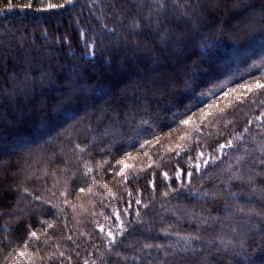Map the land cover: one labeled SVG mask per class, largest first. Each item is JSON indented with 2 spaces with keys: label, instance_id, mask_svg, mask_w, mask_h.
<instances>
[{
  "label": "trees",
  "instance_id": "obj_1",
  "mask_svg": "<svg viewBox=\"0 0 264 264\" xmlns=\"http://www.w3.org/2000/svg\"><path fill=\"white\" fill-rule=\"evenodd\" d=\"M175 2L0 0V264H264V0Z\"/></svg>",
  "mask_w": 264,
  "mask_h": 264
},
{
  "label": "snow or ice",
  "instance_id": "obj_2",
  "mask_svg": "<svg viewBox=\"0 0 264 264\" xmlns=\"http://www.w3.org/2000/svg\"><path fill=\"white\" fill-rule=\"evenodd\" d=\"M73 3H75V0H65V4L70 5V4H73ZM65 4H59V5L49 4L47 7L48 8H56V7H61L62 8V7L65 6ZM25 7H31V5L29 4V5H26ZM157 7H158L159 10H162L161 15H164L167 12L165 0H159V3L157 5ZM175 7L180 8V9H183V5L180 3V0H176ZM9 8H11V5H9ZM184 14L186 15L187 13H184ZM160 19H161V16H156L155 18H151L150 17V21L149 22L150 23H154V24H158L160 22ZM149 30L151 31V29H149ZM109 31L112 32L113 35H115V30L110 29ZM157 31H158V34H159V32L165 31V30L158 29ZM131 34L132 35H143V30L140 27V22L137 21L133 25V31L131 32ZM171 35L174 36L175 34L173 33ZM125 43H127V39L125 40ZM135 43L137 44V47H139V42H135ZM94 49H95V44L94 43L92 45H89V54L90 55H93V56L95 55ZM241 87H244V86L241 85ZM255 89H257V90H264V83L257 82L255 84ZM252 95L253 96L257 95V92L255 90H252ZM252 102L253 103H259L260 105H264V99H260L259 101H252ZM190 119H191V117H189V120ZM255 119L256 120L264 121V111H262L261 114L259 116H257ZM189 120H182V121H180V123H182V124H188L189 123ZM251 123L252 122L249 121V125ZM248 131H249V127L246 126L244 128V133H247ZM154 139L158 141L159 140V137L156 136V137H154ZM234 139H236V140H244V134L241 133L240 135L236 136ZM145 145L151 147L152 146V141L151 140H145V141H143L141 143L140 147L143 148V147H145ZM76 147L79 148L80 151H84L85 150L83 148H80L79 145H77ZM235 147H237V146L234 145L232 143V141H228L226 144H220V145H218V147L215 149V151L217 153L223 154L225 148H235ZM200 157L203 158L204 165H207L208 162H209V160H212L214 162L216 159H219L220 158L219 155L212 156V154H208L207 156H205V153H203V152L200 153ZM243 159H244V157L241 156V157L238 158V161L237 162L239 163V161H241ZM252 163L255 164L256 161L253 160ZM259 163L261 165H264V158L260 159L259 160ZM84 167L86 169L85 175H89L90 173L93 172L92 167H90L88 163H85L84 164ZM199 167L200 166L197 165V168H199ZM261 173L264 174V169H261ZM191 175H192L191 173H188L187 174L188 177H190ZM164 177L165 178H168V174L167 173H164ZM235 178L236 179H240V180H243L244 179L243 176H239V175H237ZM93 179H95V178L93 177ZM248 182H249V184L252 183L251 176L248 177ZM262 182H264V181H262ZM25 191H27V189H25ZM80 191L83 192L84 189L81 188ZM89 191H91V189H89ZM173 191H177V189H173ZM164 195L167 196L168 195V192H165ZM204 195L207 196V195H209V193L205 192ZM231 195L235 196L236 193H231ZM35 199L39 201V200H41V197L39 195H37V196H35ZM43 203H46L47 204V203H49V201H43ZM136 203L137 204H140L141 201L139 199H137L136 200ZM52 207H56V205L53 204ZM143 207L146 208V207H148V205L147 204H144ZM125 212H127V209H125ZM237 212L243 214L242 217H241L242 219L245 218V217H249V216H259L260 219H261V221H264V211L256 212L254 209L245 210L244 208H238L237 209ZM137 215H139V212H137ZM106 219H108V217H106ZM41 223L48 225L49 228L54 227V225H52L47 220L41 221ZM121 224H123V222H121ZM100 228H101V231L104 230L103 225H101ZM28 229H29V231H28V234H27L26 242L23 245H21V247H25L26 248L28 246V244L33 243L34 241L42 242V243H46L47 242V241H41V236L40 235H37V231L31 230V225H28ZM233 231H235V230H233ZM108 236L113 237V242L115 241V237H114V235H113V233H112L111 230L108 231ZM193 239H200V237H193ZM229 243L231 244V242H229ZM145 247H152V245H146ZM239 248L240 249H243L244 248L243 241H240L239 242ZM232 249H233V254L234 255L241 254V252L239 250H237L236 245H232ZM24 255H25V252H20V254L13 260L12 264H21L20 257H23Z\"/></svg>",
  "mask_w": 264,
  "mask_h": 264
}]
</instances>
